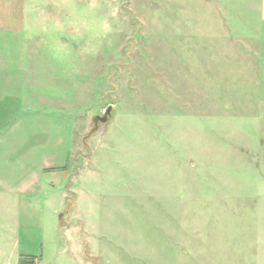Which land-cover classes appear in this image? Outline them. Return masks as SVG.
Here are the masks:
<instances>
[{
    "label": "rangeland",
    "instance_id": "1",
    "mask_svg": "<svg viewBox=\"0 0 264 264\" xmlns=\"http://www.w3.org/2000/svg\"><path fill=\"white\" fill-rule=\"evenodd\" d=\"M258 1H26L0 32L12 264H264Z\"/></svg>",
    "mask_w": 264,
    "mask_h": 264
},
{
    "label": "crops",
    "instance_id": "2",
    "mask_svg": "<svg viewBox=\"0 0 264 264\" xmlns=\"http://www.w3.org/2000/svg\"><path fill=\"white\" fill-rule=\"evenodd\" d=\"M26 1L27 0H17L19 3V15L16 17L13 14L14 12L11 11L12 7L15 5L14 2H12V0H0V32L26 33L29 24ZM257 9L260 16V26L264 27V0L258 1ZM7 253L6 249L2 252V244L0 243V256L4 254L5 257H7L6 264H12V254Z\"/></svg>",
    "mask_w": 264,
    "mask_h": 264
},
{
    "label": "water",
    "instance_id": "3",
    "mask_svg": "<svg viewBox=\"0 0 264 264\" xmlns=\"http://www.w3.org/2000/svg\"><path fill=\"white\" fill-rule=\"evenodd\" d=\"M112 110H113V106L108 107L104 117L103 118H96L95 121L97 122L98 120H100L103 123H107L109 121V117L111 116Z\"/></svg>",
    "mask_w": 264,
    "mask_h": 264
},
{
    "label": "trees",
    "instance_id": "4",
    "mask_svg": "<svg viewBox=\"0 0 264 264\" xmlns=\"http://www.w3.org/2000/svg\"><path fill=\"white\" fill-rule=\"evenodd\" d=\"M22 264H26V263H22Z\"/></svg>",
    "mask_w": 264,
    "mask_h": 264
}]
</instances>
